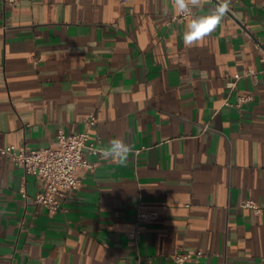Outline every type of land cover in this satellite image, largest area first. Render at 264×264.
<instances>
[{"label": "crops", "instance_id": "1", "mask_svg": "<svg viewBox=\"0 0 264 264\" xmlns=\"http://www.w3.org/2000/svg\"><path fill=\"white\" fill-rule=\"evenodd\" d=\"M205 0L193 16L206 15ZM174 0H0V264H264V0H230L191 47ZM249 69L258 81L242 77ZM251 96L241 107L225 104ZM121 138L51 214L40 178L3 153L81 131ZM255 201L261 214L241 203ZM158 217L133 242L138 212Z\"/></svg>", "mask_w": 264, "mask_h": 264}, {"label": "built area", "instance_id": "2", "mask_svg": "<svg viewBox=\"0 0 264 264\" xmlns=\"http://www.w3.org/2000/svg\"><path fill=\"white\" fill-rule=\"evenodd\" d=\"M19 0H5L9 6L15 5ZM124 1V0H123ZM179 13L171 18L172 21L188 23L193 16ZM242 77H250L258 81V73L249 69L244 73L235 74L233 81L227 86L234 88L236 81ZM251 96H238L235 102L226 99L225 104L231 107H241L245 102L250 101ZM99 120L95 111L83 120L81 131L65 132L60 130L57 133L54 143L48 147L18 149L11 145L2 149L9 159L18 167L22 168L26 175L35 176L41 179L44 191L34 198L35 203L44 207L49 213L54 214L63 210L62 199L69 191H78L88 171L93 169L97 162H91L88 156H96L104 159L99 153L102 146L92 141L91 130L97 126ZM244 209H251L256 214H261L263 209L253 200H246L241 203ZM158 215L154 212H138L136 215V228L129 233L130 239L135 242L142 233L144 225L155 220ZM202 250L192 253H185L181 249L176 250L171 259L175 264H186L193 258H200Z\"/></svg>", "mask_w": 264, "mask_h": 264}, {"label": "clouds", "instance_id": "3", "mask_svg": "<svg viewBox=\"0 0 264 264\" xmlns=\"http://www.w3.org/2000/svg\"><path fill=\"white\" fill-rule=\"evenodd\" d=\"M204 2L205 0H174V5L180 15L186 13L191 15L194 9L204 8ZM229 4L230 0H217L216 7L211 9L208 14L193 16L191 22L186 25L183 34L185 46L196 45L215 31L228 13ZM131 152L132 147L121 138L110 140L107 146L99 149V153L105 160H110L118 165H126Z\"/></svg>", "mask_w": 264, "mask_h": 264}]
</instances>
